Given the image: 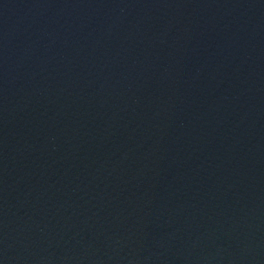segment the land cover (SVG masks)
<instances>
[{
	"label": "water",
	"instance_id": "95a60500",
	"mask_svg": "<svg viewBox=\"0 0 264 264\" xmlns=\"http://www.w3.org/2000/svg\"><path fill=\"white\" fill-rule=\"evenodd\" d=\"M0 264H264V0H0Z\"/></svg>",
	"mask_w": 264,
	"mask_h": 264
}]
</instances>
